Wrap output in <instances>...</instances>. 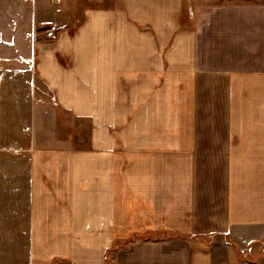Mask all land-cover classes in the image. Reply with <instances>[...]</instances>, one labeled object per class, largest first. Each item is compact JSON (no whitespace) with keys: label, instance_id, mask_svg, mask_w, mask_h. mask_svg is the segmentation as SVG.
Returning a JSON list of instances; mask_svg holds the SVG:
<instances>
[{"label":"crops","instance_id":"1","mask_svg":"<svg viewBox=\"0 0 264 264\" xmlns=\"http://www.w3.org/2000/svg\"><path fill=\"white\" fill-rule=\"evenodd\" d=\"M2 3L0 264H264V0Z\"/></svg>","mask_w":264,"mask_h":264},{"label":"rangeland","instance_id":"2","mask_svg":"<svg viewBox=\"0 0 264 264\" xmlns=\"http://www.w3.org/2000/svg\"><path fill=\"white\" fill-rule=\"evenodd\" d=\"M3 0H0V69L3 71H7L8 68L6 65H4V61L7 59V44H9L11 40H16L17 44L19 45L20 43H24L22 42V37H20L19 35L15 36H10V33H8L9 29V25L13 24L14 28L17 27V22H18V10L19 7L17 4H12L9 5L7 3H2ZM15 13V14H14ZM35 38V37H34ZM6 66V67H5ZM33 80L36 83V86H38L40 88V91H36L38 92L39 95L41 96H45V97H51V100L55 101V94L54 91L48 87H45V85L40 84L36 81L35 77L33 78ZM32 81V80H31ZM30 81V82H31ZM29 82V83H30ZM33 92V90H31ZM33 96L35 99H39L35 92H33ZM37 97V98H36ZM39 101H41V99H39ZM148 237H152V236H148ZM126 245V244H125ZM114 251V250H113ZM112 255L109 253L108 254V263L107 264H112L111 262V257Z\"/></svg>","mask_w":264,"mask_h":264},{"label":"built area","instance_id":"3","mask_svg":"<svg viewBox=\"0 0 264 264\" xmlns=\"http://www.w3.org/2000/svg\"><path fill=\"white\" fill-rule=\"evenodd\" d=\"M56 32H57V27L56 26H51L48 30L45 31V33H46V35H47L48 38H53L55 36V33ZM29 86L31 87V89L33 90V92H35V94H38V92H36V91H40V88L38 86H36V83H35L34 80H32L29 83Z\"/></svg>","mask_w":264,"mask_h":264}]
</instances>
